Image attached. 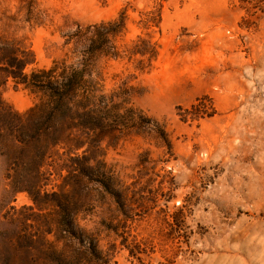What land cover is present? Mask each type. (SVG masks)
<instances>
[{"label":"rangeland","instance_id":"rangeland-1","mask_svg":"<svg viewBox=\"0 0 264 264\" xmlns=\"http://www.w3.org/2000/svg\"><path fill=\"white\" fill-rule=\"evenodd\" d=\"M253 5L0 0V264H264V0ZM122 12L113 45L150 37L157 57L140 70L97 56L93 74L109 105L141 110L135 126L29 114L47 97L26 75L71 62L77 26Z\"/></svg>","mask_w":264,"mask_h":264},{"label":"trees","instance_id":"trees-1","mask_svg":"<svg viewBox=\"0 0 264 264\" xmlns=\"http://www.w3.org/2000/svg\"><path fill=\"white\" fill-rule=\"evenodd\" d=\"M241 3L254 2L253 8L260 6L263 0H239ZM124 13L112 21H101L77 28L68 36L65 44H73L71 62L68 57L55 60L47 68L31 71L25 77L26 85L32 90L44 93L47 100L35 103L29 114L43 115L46 120L55 118L68 119L72 129L113 130L135 126L131 121L133 113L141 110L127 108L128 102L108 104L102 86L93 74L97 56L108 59L135 60L139 69L149 68L157 57V47L150 37H137L131 46L119 50L113 45V39L125 28ZM160 22L147 19L144 24L148 29ZM152 23L154 25H150ZM77 142V141H75ZM81 143L75 147L80 148Z\"/></svg>","mask_w":264,"mask_h":264}]
</instances>
